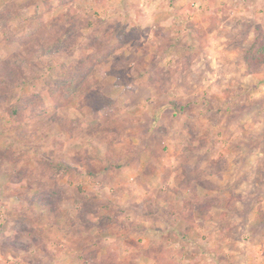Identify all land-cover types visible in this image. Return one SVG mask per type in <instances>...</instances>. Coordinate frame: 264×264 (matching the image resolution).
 <instances>
[{
  "label": "rangeland",
  "instance_id": "374dc122",
  "mask_svg": "<svg viewBox=\"0 0 264 264\" xmlns=\"http://www.w3.org/2000/svg\"><path fill=\"white\" fill-rule=\"evenodd\" d=\"M263 38L264 0H0V63L73 72L0 96V264H264Z\"/></svg>",
  "mask_w": 264,
  "mask_h": 264
},
{
  "label": "trees",
  "instance_id": "16d2710c",
  "mask_svg": "<svg viewBox=\"0 0 264 264\" xmlns=\"http://www.w3.org/2000/svg\"><path fill=\"white\" fill-rule=\"evenodd\" d=\"M29 29L31 30L33 28L29 27ZM65 49L66 48L64 44L53 48H47L45 46L40 47L39 45H35L33 46V50H31V55L32 58L35 59L36 63H30L27 57L24 59L21 58V60H12V58L3 60L0 63V96H2V93L6 92V86L8 87L14 85V73H18L23 76L22 84L31 81V79H37L39 77L44 78L46 84L51 82H62L65 79L72 77V70L66 67L64 62H56V56L61 53H65ZM102 56H104V54H102ZM245 61L249 72H258L257 68L264 63V38L262 39V41L259 42V44H254L246 52ZM18 109L19 106H15L14 116H17ZM20 133H22V131H20ZM46 163L53 170V175H55V177L60 178L65 175L74 176L77 172H80L78 168L74 167L73 165L64 160H58L56 162L46 161ZM91 171L92 170H90V172ZM48 205H51V203H42V206L44 207H47Z\"/></svg>",
  "mask_w": 264,
  "mask_h": 264
}]
</instances>
